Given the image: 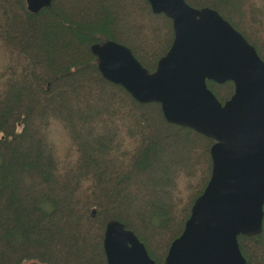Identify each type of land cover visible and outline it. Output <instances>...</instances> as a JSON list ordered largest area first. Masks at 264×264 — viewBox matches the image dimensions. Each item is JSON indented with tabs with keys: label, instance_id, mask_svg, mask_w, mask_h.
<instances>
[{
	"label": "trees",
	"instance_id": "1",
	"mask_svg": "<svg viewBox=\"0 0 264 264\" xmlns=\"http://www.w3.org/2000/svg\"><path fill=\"white\" fill-rule=\"evenodd\" d=\"M184 1L215 10L264 62V0ZM106 41L151 73L172 24L145 0H51L37 13L0 0V264H107L111 221L163 264L209 181L214 141L106 81L90 50ZM206 85L221 104L234 93ZM237 240L246 264H264V205L261 234Z\"/></svg>",
	"mask_w": 264,
	"mask_h": 264
},
{
	"label": "water",
	"instance_id": "2",
	"mask_svg": "<svg viewBox=\"0 0 264 264\" xmlns=\"http://www.w3.org/2000/svg\"><path fill=\"white\" fill-rule=\"evenodd\" d=\"M37 13L51 0H25ZM171 21L169 51L149 73L114 41L91 47L97 68L141 104L157 103L165 120L211 140V174L193 202L181 235L163 264H246L239 236L261 234L264 205V62L246 39L210 8L184 0H145ZM231 82L223 104L207 88ZM107 264H155L144 245L118 221L104 231Z\"/></svg>",
	"mask_w": 264,
	"mask_h": 264
},
{
	"label": "rangeland",
	"instance_id": "3",
	"mask_svg": "<svg viewBox=\"0 0 264 264\" xmlns=\"http://www.w3.org/2000/svg\"><path fill=\"white\" fill-rule=\"evenodd\" d=\"M26 264H35L34 262H27Z\"/></svg>",
	"mask_w": 264,
	"mask_h": 264
}]
</instances>
